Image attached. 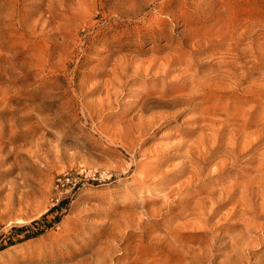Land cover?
Returning <instances> with one entry per match:
<instances>
[{"label":"rangeland","instance_id":"rangeland-1","mask_svg":"<svg viewBox=\"0 0 264 264\" xmlns=\"http://www.w3.org/2000/svg\"><path fill=\"white\" fill-rule=\"evenodd\" d=\"M247 228L263 263L264 0H0V264H218Z\"/></svg>","mask_w":264,"mask_h":264},{"label":"bare ground","instance_id":"bare-ground-1","mask_svg":"<svg viewBox=\"0 0 264 264\" xmlns=\"http://www.w3.org/2000/svg\"><path fill=\"white\" fill-rule=\"evenodd\" d=\"M141 179V178H140ZM141 182V181H140ZM139 182V183H140ZM237 233V232H236ZM253 230L251 228H247L246 232H244V229L242 231H239L237 234H234L230 240L225 243L223 245V252L219 255L222 256L221 261L218 264H244V262H246L245 258H247V256L244 258V256L242 255V252L244 250H246V248H248L249 246L255 245V244H259V242H261L260 240H256L254 241H250L244 238V236L246 235H252ZM204 234V233H203ZM225 237V236H224ZM248 237V236H247ZM250 237V236H249ZM248 237V238H249ZM262 238V237H261ZM260 238V239H261ZM223 241V240H222ZM198 246V245H197ZM205 247V246H204ZM212 250V249H211ZM202 251V250H201ZM193 253V252H192ZM206 252L204 251L202 254H199V256L195 255L192 256L193 260L196 259H202L206 256L205 254ZM249 254V253H248ZM205 255V256H204ZM210 255V254H209ZM190 256V255H189ZM197 256V257H196ZM208 256V255H207ZM218 256V255H217ZM250 257V256H249ZM248 257V258H249ZM209 258V257H208ZM189 259V257L187 258ZM212 259V258H211ZM252 259V258H251ZM200 261V260H199ZM195 262V261H194ZM248 263L250 261H247ZM254 264H264V262L260 263V262H255Z\"/></svg>","mask_w":264,"mask_h":264},{"label":"trees","instance_id":"trees-1","mask_svg":"<svg viewBox=\"0 0 264 264\" xmlns=\"http://www.w3.org/2000/svg\"><path fill=\"white\" fill-rule=\"evenodd\" d=\"M66 206H67V203L64 202V201H62V202H60V204H59L57 207L53 208V209L50 211V213H53V212H56V211H60V210H62V209H63L64 207H66ZM27 229H28L27 227L13 228V233H14L15 235H20V234L25 233ZM33 237H34V236H31V235H29V234L26 235V238H27V239H31V238H33ZM6 243H7V244H6V245H3V246L0 248V250H4V249H6L7 247H10V246L14 245V242H13L12 238L8 239Z\"/></svg>","mask_w":264,"mask_h":264}]
</instances>
